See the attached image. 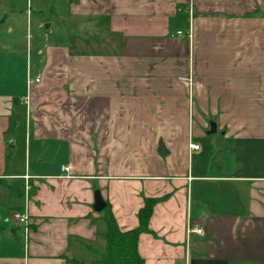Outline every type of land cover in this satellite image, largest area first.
<instances>
[{
	"label": "crops",
	"instance_id": "0c3cea01",
	"mask_svg": "<svg viewBox=\"0 0 264 264\" xmlns=\"http://www.w3.org/2000/svg\"><path fill=\"white\" fill-rule=\"evenodd\" d=\"M32 5L27 22L77 38L38 44L35 66L27 47L22 82L0 84V264H25L24 209L27 264L96 260V191L121 231L157 200L142 264H264V0Z\"/></svg>",
	"mask_w": 264,
	"mask_h": 264
},
{
	"label": "rangeland",
	"instance_id": "374dc122",
	"mask_svg": "<svg viewBox=\"0 0 264 264\" xmlns=\"http://www.w3.org/2000/svg\"><path fill=\"white\" fill-rule=\"evenodd\" d=\"M33 1L0 0V84L19 85L22 82L25 75L27 47L32 50L31 60L32 65L35 66L34 52L36 47L39 46L38 44L47 41L54 44L66 43L72 45L76 41L77 37L75 38L72 35L74 33L70 32L69 22L57 20V16L45 15L46 20H43L44 22L34 16L32 21L27 22L24 14L30 6L34 8ZM11 10L17 11L13 12ZM20 11L23 12V15ZM93 39L91 36L89 40L84 42L91 45ZM99 49L104 50L103 48ZM19 110L21 113L19 120L23 125L26 120L24 109L19 106ZM15 229L17 235L21 237L20 228Z\"/></svg>",
	"mask_w": 264,
	"mask_h": 264
},
{
	"label": "trees",
	"instance_id": "16d2710c",
	"mask_svg": "<svg viewBox=\"0 0 264 264\" xmlns=\"http://www.w3.org/2000/svg\"><path fill=\"white\" fill-rule=\"evenodd\" d=\"M156 202V199L145 200L137 214L138 226L127 231L118 228L109 206H106L102 211L105 221L104 251L90 264H142L137 242L142 233L149 232L148 223Z\"/></svg>",
	"mask_w": 264,
	"mask_h": 264
},
{
	"label": "built area",
	"instance_id": "2783aa9c",
	"mask_svg": "<svg viewBox=\"0 0 264 264\" xmlns=\"http://www.w3.org/2000/svg\"><path fill=\"white\" fill-rule=\"evenodd\" d=\"M178 35H180L181 33L178 32ZM30 82V80H28V83ZM191 149L193 150H197L198 146L196 145H192L190 146ZM64 170H66V168H63ZM25 180H28V177H24ZM29 189L28 186H26L25 191L27 192ZM26 199V197H25ZM12 221H14L16 224H18L20 226V230H21V234H22V245H23V250H24V261L25 264H27V249H28V243H29V236H30V227H31V221H30V217L28 215V212L26 209L22 210V211H16L12 214ZM188 234L193 233L196 235H203V230L199 227V226H195V227H190L188 228L187 231Z\"/></svg>",
	"mask_w": 264,
	"mask_h": 264
},
{
	"label": "water",
	"instance_id": "95a60500",
	"mask_svg": "<svg viewBox=\"0 0 264 264\" xmlns=\"http://www.w3.org/2000/svg\"><path fill=\"white\" fill-rule=\"evenodd\" d=\"M14 103H16V100H14ZM215 133V124L211 123L210 124V130L207 132V135H213ZM158 153L160 155L164 154V150H163V145L162 143H159V150ZM105 208V203L101 198V195L99 194L98 191H96L94 193V204H93V210L96 213H100L101 211H103Z\"/></svg>",
	"mask_w": 264,
	"mask_h": 264
}]
</instances>
